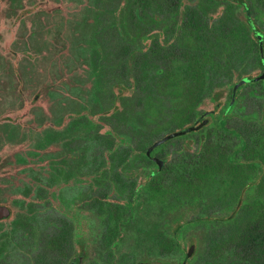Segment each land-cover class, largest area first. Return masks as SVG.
Here are the masks:
<instances>
[{
  "label": "flooded vegetation",
  "instance_id": "flooded-vegetation-1",
  "mask_svg": "<svg viewBox=\"0 0 264 264\" xmlns=\"http://www.w3.org/2000/svg\"><path fill=\"white\" fill-rule=\"evenodd\" d=\"M105 4L93 26V101L86 94L66 123L52 112L32 131L40 139L28 152L39 162L15 198L0 201V264H193L234 210L208 205L221 193L213 181L197 199L199 161L213 174L217 166L224 195L246 194V133L263 122L264 80L241 81L263 71L264 11L254 0ZM199 50L205 63L187 59ZM200 64L201 95L190 73ZM200 227L206 235H191Z\"/></svg>",
  "mask_w": 264,
  "mask_h": 264
},
{
  "label": "rangeland",
  "instance_id": "rangeland-1",
  "mask_svg": "<svg viewBox=\"0 0 264 264\" xmlns=\"http://www.w3.org/2000/svg\"><path fill=\"white\" fill-rule=\"evenodd\" d=\"M109 1L0 0V201L15 198L17 184L31 179L30 168L39 162L28 152L40 139L32 131L51 123L47 116L52 112H63L66 123L69 114L82 110L79 102L87 99L86 94L93 101V26L97 7ZM37 94V101L30 104ZM91 102L87 112L96 108ZM19 152L24 153L25 164H17ZM207 230L200 227L190 233L204 236Z\"/></svg>",
  "mask_w": 264,
  "mask_h": 264
},
{
  "label": "trees",
  "instance_id": "trees-1",
  "mask_svg": "<svg viewBox=\"0 0 264 264\" xmlns=\"http://www.w3.org/2000/svg\"><path fill=\"white\" fill-rule=\"evenodd\" d=\"M254 1L264 11V0ZM218 40H226V38L216 37L215 42ZM123 54L126 59V51ZM208 55L206 51L202 50L188 51L187 59L192 60L197 57L200 62L205 63ZM247 57L249 58V50H247ZM121 59L120 56L119 60ZM258 64L260 67L262 66L259 59ZM173 71L177 73L176 76L179 75L178 69H173ZM186 73V69L183 68L181 75L184 76ZM190 73L199 78L198 94L201 95L203 88L207 85L203 81L202 65L200 64ZM164 75H167V71ZM246 141L245 188L247 191L244 196L224 195L223 187L220 185L223 179L217 173V166H215L213 174L206 161H199L195 175L197 182L192 181L194 186L190 187L193 192L199 193L197 199L201 198L202 190H207L210 182L213 181V188L219 189L221 193L205 197L204 199L210 200L208 205L214 208L231 206L234 207V210L228 218L229 225L214 229L210 233L206 252L204 255H200L193 264H264V119L255 128H247ZM201 165L204 167L201 168ZM235 174L240 179L237 183H242V174L238 171ZM232 175L233 173H231V178ZM233 184V180H230V185Z\"/></svg>",
  "mask_w": 264,
  "mask_h": 264
},
{
  "label": "water",
  "instance_id": "water-1",
  "mask_svg": "<svg viewBox=\"0 0 264 264\" xmlns=\"http://www.w3.org/2000/svg\"><path fill=\"white\" fill-rule=\"evenodd\" d=\"M256 39L258 41V45H259V49H260V57H261V60H262V63H263V71L262 73L254 78V79H248L246 78L245 80H242L241 82H257V81H261V80H264V57H263V37L257 35L256 36ZM191 129H188V131H190ZM183 132H177V133H174V134H171L169 135L168 137L164 138L162 141H159L157 142L154 146L160 144L161 142H163L164 140L170 138V137H174V136H178V135H181Z\"/></svg>",
  "mask_w": 264,
  "mask_h": 264
}]
</instances>
